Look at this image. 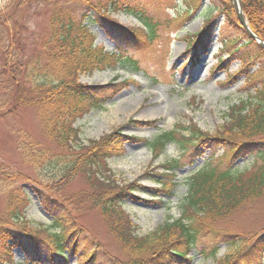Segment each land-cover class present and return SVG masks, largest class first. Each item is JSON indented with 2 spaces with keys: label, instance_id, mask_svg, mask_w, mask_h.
Returning a JSON list of instances; mask_svg holds the SVG:
<instances>
[{
  "label": "trees",
  "instance_id": "1",
  "mask_svg": "<svg viewBox=\"0 0 264 264\" xmlns=\"http://www.w3.org/2000/svg\"><path fill=\"white\" fill-rule=\"evenodd\" d=\"M9 1V5L16 2ZM44 1L51 7L47 27L35 42V51L27 58H24L25 47L20 45L17 21L10 17V32L0 35V112L34 108L41 134L38 138L24 129L17 132L21 160L31 173L10 170L0 160V264H14L16 247L25 249L31 260L36 261L47 256L49 263L66 264L70 256L77 255L80 264H108L96 251H79L80 237L89 232L80 220L86 210H98L108 234L119 245L122 256L128 259L125 264H170L178 259H182L180 263L190 262L187 255L193 247L207 258H213L216 264H261L264 227L231 237L230 233L217 232L215 226L216 221L264 199V49L250 38L232 0H221L222 12L237 26L238 33L220 37L228 50V59H221L214 70L240 60L239 71L229 74L228 80H235L242 73L244 89L254 87V93L230 106L225 122L214 131L203 130L191 121L188 126L178 125L146 140L153 153L152 162L173 142L181 147L182 155L219 144L224 145L225 150L221 155H212L202 168L188 177L181 216L143 235L137 233V225L123 205L126 198L134 196L136 181L119 183L108 166L110 158L122 154L123 134L119 128H114L84 145L80 129L75 126L76 121L92 109L101 108L113 99L121 84L90 85L81 83L79 76L125 67L127 61L139 69V62L122 51H108L97 44L94 34L83 22L84 15L77 16L60 0ZM83 1L119 28L124 39L147 46L184 30L185 21L202 8L200 2L194 0L186 1L184 8L179 7L177 0ZM241 6L249 27L264 38V0H241ZM170 10L174 12L169 13ZM207 10L209 8L204 7L201 14ZM2 11L0 9V14ZM119 12L136 17L142 26L124 27L111 16ZM212 21L207 17L201 29L183 37L187 53L195 59L212 43ZM242 38L245 42H240ZM168 45L165 42L164 46ZM257 62L255 71H250ZM249 156L246 167L237 164L241 158ZM179 164V160L172 159L162 166L173 175ZM149 173L150 170L145 172ZM76 181L83 186L73 189ZM161 182L162 187L167 188L168 181ZM25 183L30 184L43 201L51 218L50 225L34 228L28 225L25 217L30 196ZM216 234L228 243L227 252L221 257L215 247L209 246L210 240H204L206 236L215 238ZM111 264L121 263L116 260Z\"/></svg>",
  "mask_w": 264,
  "mask_h": 264
},
{
  "label": "rangeland",
  "instance_id": "2",
  "mask_svg": "<svg viewBox=\"0 0 264 264\" xmlns=\"http://www.w3.org/2000/svg\"><path fill=\"white\" fill-rule=\"evenodd\" d=\"M60 1L77 16L84 15L83 22L95 35L97 44L103 45L108 51H122L139 62V69H135L131 62L127 61L125 67L80 75L79 81L85 84H121L113 99L104 103L101 108L92 109L83 118L78 119L75 126L80 129V138L84 145L110 133L114 128H119L124 136V149L120 156L110 158L108 164L119 183L136 181L135 195L126 198L123 205L137 225L139 235L153 232L165 222L181 216V205L187 193V178L205 165L212 156V150L215 151V156H218L223 153L224 147L212 145L210 149H199L194 154L182 155L181 147L170 143L162 156L151 163L152 152L145 140H151L161 131L172 130L178 125L188 126L191 121L204 130L214 131L226 120V113L231 105L239 103L242 99L246 100L249 94L254 93V87L244 89V74L239 73L237 79L228 80L229 74L238 72L240 61H231L227 67L214 71L219 60L228 59V50L220 43V37L236 35L237 26L225 17L221 0H194L199 1L202 8L185 21L184 30L170 37H163V44L155 42L147 46L142 42L136 45L124 39L119 34V28L113 26L106 17L101 16L83 0ZM186 1L190 0H177V3L179 7L184 8ZM9 2L0 0V9L3 10L0 14V35L4 36V31L6 34L10 32V17L17 21L20 45L25 47L24 58H27L35 51V42L46 30L51 7L44 0H16L10 5ZM204 7L209 10L201 14ZM111 16L117 18L123 26L141 25L135 17L124 12L113 13ZM207 17L213 19V42L205 53L195 59L187 53L183 37L201 29ZM161 34L165 36L163 32ZM165 42L169 44L166 47ZM240 42H245V38ZM1 59L0 56V68ZM257 67L258 63H255L250 70L253 72ZM4 77L5 75L2 76L3 79ZM21 129L41 137L34 108L20 107L15 112H0V160L5 162L10 170L29 174L31 169L22 162L17 148V132ZM172 159L179 160L180 164L175 166L174 175L167 176L162 165ZM248 160L250 156L241 158L237 164L244 168ZM147 170H150L149 175L144 174ZM170 173L172 172L168 174ZM165 179L169 181L166 189L161 187V180ZM173 183L174 185H171ZM82 186V182L76 181L72 188ZM24 187L31 201L26 212L28 225L33 228L41 224L48 225L51 220L43 201L30 184L25 183ZM80 220L89 230L87 236H81L79 239L80 253L96 251L108 264L115 260H119L121 264L127 262L128 259L121 255L119 246L110 239L98 210L84 211ZM215 226L217 232L230 233L231 237L253 233L263 228L264 199L251 208L242 209L227 219L216 221ZM204 240L211 241L208 244L216 248L218 257L227 252L228 243L219 234H216L215 238L206 236ZM187 257H192V260L171 264H216L215 260L207 258L197 248H192ZM49 262L47 256H43L39 261L31 260L21 247L14 250L15 264H52ZM260 262L264 264V252ZM66 264L80 262L75 255L71 256Z\"/></svg>",
  "mask_w": 264,
  "mask_h": 264
},
{
  "label": "water",
  "instance_id": "3",
  "mask_svg": "<svg viewBox=\"0 0 264 264\" xmlns=\"http://www.w3.org/2000/svg\"><path fill=\"white\" fill-rule=\"evenodd\" d=\"M238 13H239V17L241 22L243 23L245 29L249 32L250 36H252L253 38L256 39V41L258 42V44L264 48V39H260L259 37H256L253 33V31L249 28L247 21L243 18V11L241 8V2L240 0H232Z\"/></svg>",
  "mask_w": 264,
  "mask_h": 264
}]
</instances>
